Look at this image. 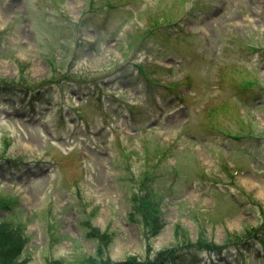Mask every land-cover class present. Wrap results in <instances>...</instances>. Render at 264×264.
<instances>
[{
	"label": "rangeland",
	"instance_id": "374dc122",
	"mask_svg": "<svg viewBox=\"0 0 264 264\" xmlns=\"http://www.w3.org/2000/svg\"><path fill=\"white\" fill-rule=\"evenodd\" d=\"M109 1L0 0V264H264V0Z\"/></svg>",
	"mask_w": 264,
	"mask_h": 264
},
{
	"label": "trees",
	"instance_id": "16d2710c",
	"mask_svg": "<svg viewBox=\"0 0 264 264\" xmlns=\"http://www.w3.org/2000/svg\"><path fill=\"white\" fill-rule=\"evenodd\" d=\"M15 242H17L16 239L13 238V235L9 231L6 232L5 230L0 229V256L6 255L7 257L13 247V243L15 244Z\"/></svg>",
	"mask_w": 264,
	"mask_h": 264
}]
</instances>
